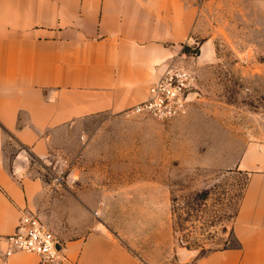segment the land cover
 Here are the masks:
<instances>
[{
  "label": "crops",
  "instance_id": "obj_1",
  "mask_svg": "<svg viewBox=\"0 0 264 264\" xmlns=\"http://www.w3.org/2000/svg\"><path fill=\"white\" fill-rule=\"evenodd\" d=\"M197 15V0H0V264H59L6 255L24 212L49 225L65 264H150L124 211L137 209L127 222L141 226L171 203L111 200L120 191L79 185V171L61 188L34 165L51 162L85 121L128 118L166 66L190 62ZM235 167L248 174L237 246L183 251L181 264H264V143L247 144Z\"/></svg>",
  "mask_w": 264,
  "mask_h": 264
},
{
  "label": "rangeland",
  "instance_id": "obj_2",
  "mask_svg": "<svg viewBox=\"0 0 264 264\" xmlns=\"http://www.w3.org/2000/svg\"><path fill=\"white\" fill-rule=\"evenodd\" d=\"M197 5L195 45L186 49L192 59L184 63L196 73L197 91L187 114L165 122L95 117L59 139L51 162L34 165L61 188L79 171V185L120 191L111 200L171 203L155 207L159 217L141 226L127 222L137 209L124 211L123 228L139 241L133 249L150 264H181L183 251L195 258L237 246L248 174L235 165L247 144L264 143V0Z\"/></svg>",
  "mask_w": 264,
  "mask_h": 264
},
{
  "label": "built area",
  "instance_id": "obj_3",
  "mask_svg": "<svg viewBox=\"0 0 264 264\" xmlns=\"http://www.w3.org/2000/svg\"><path fill=\"white\" fill-rule=\"evenodd\" d=\"M196 73L185 65L170 64L163 69L157 80L149 87L146 101L125 112L126 116H151L165 122L187 114L195 100ZM61 181L60 178H56ZM6 255L27 251L38 255L45 263L65 264L59 240L49 225L37 215L24 212L15 234L4 238Z\"/></svg>",
  "mask_w": 264,
  "mask_h": 264
},
{
  "label": "water",
  "instance_id": "obj_4",
  "mask_svg": "<svg viewBox=\"0 0 264 264\" xmlns=\"http://www.w3.org/2000/svg\"><path fill=\"white\" fill-rule=\"evenodd\" d=\"M202 55H203V53H202V50H201L199 56H202ZM58 249L61 250V245L60 244H58Z\"/></svg>",
  "mask_w": 264,
  "mask_h": 264
}]
</instances>
